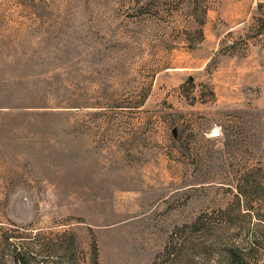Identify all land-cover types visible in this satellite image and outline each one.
I'll use <instances>...</instances> for the list:
<instances>
[{
  "label": "rangeland",
  "instance_id": "rangeland-1",
  "mask_svg": "<svg viewBox=\"0 0 264 264\" xmlns=\"http://www.w3.org/2000/svg\"><path fill=\"white\" fill-rule=\"evenodd\" d=\"M264 0H0V264H264Z\"/></svg>",
  "mask_w": 264,
  "mask_h": 264
},
{
  "label": "trees",
  "instance_id": "trees-1",
  "mask_svg": "<svg viewBox=\"0 0 264 264\" xmlns=\"http://www.w3.org/2000/svg\"><path fill=\"white\" fill-rule=\"evenodd\" d=\"M257 21L259 20L263 25H264V16H262L259 19H256ZM151 264H155V262H152Z\"/></svg>",
  "mask_w": 264,
  "mask_h": 264
}]
</instances>
